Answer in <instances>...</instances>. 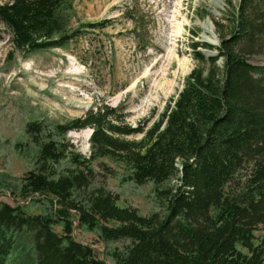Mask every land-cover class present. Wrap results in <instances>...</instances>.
<instances>
[{
    "label": "trees",
    "instance_id": "obj_1",
    "mask_svg": "<svg viewBox=\"0 0 264 264\" xmlns=\"http://www.w3.org/2000/svg\"><path fill=\"white\" fill-rule=\"evenodd\" d=\"M73 12L71 0H11L0 5V22L13 51L31 55L79 36L69 28ZM129 20L148 50L143 18ZM213 23L219 46L190 45L197 65L150 128H132L109 106L52 129L27 125L37 152L19 196L48 200L51 213L29 215L19 202H0V264H107L76 240L77 222L103 242L130 241L113 254L116 264H264V66L250 60L264 41V0H240L229 36ZM85 129L93 131L89 158L67 140ZM106 157L126 164L136 185L153 183L164 213L142 216L93 188L92 163ZM62 162L68 166L57 169ZM175 179L176 187L162 189Z\"/></svg>",
    "mask_w": 264,
    "mask_h": 264
},
{
    "label": "rangeland",
    "instance_id": "obj_2",
    "mask_svg": "<svg viewBox=\"0 0 264 264\" xmlns=\"http://www.w3.org/2000/svg\"><path fill=\"white\" fill-rule=\"evenodd\" d=\"M10 2L0 0V5ZM71 2L74 12L69 28L79 32V36L64 49L31 55L14 52L11 33L0 22V202L12 206L19 202L29 215H46L51 210L44 198L35 202L34 197L30 202L19 196L24 176L34 170L37 152L29 140L27 125L38 123L52 129L85 116L91 109L109 106L125 115L132 128H150L197 65L190 45L202 42L219 46L213 22H218L222 33L229 36L232 11L240 0ZM131 16L143 18L148 30L145 38L151 42L148 50L139 48ZM201 51L208 57L211 53L217 55L215 51ZM250 60L264 66V41H259ZM86 130L68 133L67 140L89 158L91 147L85 140ZM143 136L125 139L138 141ZM66 166L68 163L62 162L57 169ZM92 168L93 188H104L117 196L120 208L136 209L142 216L164 213L155 185H136L129 178L130 168L123 162L99 158ZM178 183L177 179L172 180L162 189ZM54 230L62 234V226L56 225ZM74 236L96 250L107 264H116L113 254L130 244L128 240L103 242L97 231H89L78 222Z\"/></svg>",
    "mask_w": 264,
    "mask_h": 264
},
{
    "label": "bare ground",
    "instance_id": "obj_3",
    "mask_svg": "<svg viewBox=\"0 0 264 264\" xmlns=\"http://www.w3.org/2000/svg\"><path fill=\"white\" fill-rule=\"evenodd\" d=\"M90 135H91V131H90V129H87V130H86V136H85V140H86L87 142H89ZM28 201H29V200H28Z\"/></svg>",
    "mask_w": 264,
    "mask_h": 264
}]
</instances>
